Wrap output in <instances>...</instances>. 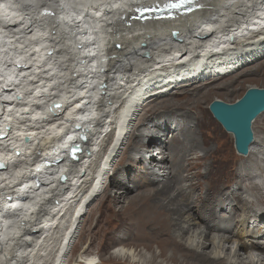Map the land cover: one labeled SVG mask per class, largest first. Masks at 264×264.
<instances>
[{
    "label": "bare ground",
    "instance_id": "obj_1",
    "mask_svg": "<svg viewBox=\"0 0 264 264\" xmlns=\"http://www.w3.org/2000/svg\"><path fill=\"white\" fill-rule=\"evenodd\" d=\"M132 1L0 0V264H62L87 205L98 197L106 168L116 163L127 137L126 153L143 147L146 172L135 167L138 174L129 189L121 176L134 171L127 164L134 163L131 156L115 170L118 191L110 203L122 221L118 243H147L151 264H264V211H254L253 199L245 197L254 196L264 206V167L253 171L249 183L241 172L233 177L238 190L227 199L222 193L211 197L212 180L197 163L208 160L206 154L196 155L205 147L197 145V132L190 127L191 100H163L202 92L207 97L261 68L264 63L256 62L264 58V0H198L192 7L199 8L191 13L146 21L130 18L136 8L167 0ZM163 112L165 127L159 120ZM113 127L114 152L98 162L81 197L89 163ZM254 137L249 154L242 156L246 160L256 144L264 143ZM74 144L82 149L77 161L68 158ZM63 175L66 180L60 182ZM218 184V189L224 186ZM217 198L223 200L216 207ZM69 210L70 225L62 229L59 222ZM84 222L82 230L94 239L95 227ZM57 230L61 236L56 239ZM79 236L82 241L86 234ZM139 253L123 249L109 261L134 264ZM93 256L81 257L80 263L95 262Z\"/></svg>",
    "mask_w": 264,
    "mask_h": 264
},
{
    "label": "rangeland",
    "instance_id": "obj_2",
    "mask_svg": "<svg viewBox=\"0 0 264 264\" xmlns=\"http://www.w3.org/2000/svg\"><path fill=\"white\" fill-rule=\"evenodd\" d=\"M256 63H264V58L259 60ZM256 63H255V65H256ZM253 66L254 65L252 64L251 68ZM256 67H254V68H256ZM251 68H249V69H251ZM244 69H242L241 71H243ZM241 71H239L238 74ZM234 75H231V76H234ZM229 77L230 76L224 77L222 80L219 81L218 84L222 85V83H224L230 79ZM251 87L264 89V65L261 68H259L257 71H255V72H253L247 76H244L242 78L240 77L239 79L235 80L233 84L227 85L226 87L224 86V88L221 90L214 91L212 93V95H210V96L207 95V97H203L202 96L203 92H202L198 96H193L194 95L193 93H191V94L188 93L186 95H181V97L178 95L177 96L174 95V96H171L170 98L163 99L164 101L168 100L171 104H174V103L179 104L181 102L191 100L190 108H192L191 110H192L193 119L191 121L190 127L195 132H197L196 133L197 137H198L197 145L200 146L201 148H202V146L205 147V148H203V152L201 150H198V153L196 155L201 157V156L206 154L207 160H208L206 162V164H204L203 161L202 162L198 161L197 163H201V165L199 166L200 167L199 170H200L201 174L205 177V175L208 172L209 175L206 176V178L209 180H212V184H210L208 186L209 190L211 188H213V190H212L213 194L211 197H213L214 195L218 196L220 193H222L221 195H225L223 197H226V199H227L229 192L231 193L233 191L238 190V188H235L234 187L235 185H233V183H234L233 177H235V179H236V177L238 178V174H240V172H241V174L245 178V181H247V183H249V181H252L253 171L260 172V170H258L257 167H259V169H261V168L263 169V167H264V154H263L264 153V151H263L264 150V143L260 142L259 144L255 145V147L253 149V154L250 157V160L244 159L242 156L238 155L236 152L233 136L231 134H228L227 132H225V130L222 128V126L214 119V117L212 116V114L209 110L211 103L215 100H221V101L226 102V103H235L236 101L241 99L243 97V95L246 93V91ZM195 94H197V93H195ZM198 98H200L199 102L193 104V102L195 100H197ZM158 101H159V103L163 102L161 100H158ZM122 102L123 101L120 102L119 106L117 105V110L122 105ZM154 106L157 109L159 105H158V103H156V104H154ZM121 108H122V106H121ZM121 108H120V110H121ZM170 115H171V113H170ZM173 118H174V115H171V120ZM196 118L199 119L198 122L195 120ZM166 119H167V113L166 112L161 113L159 120L161 123L164 124V127L167 125V123H165ZM169 122L171 123L170 120H169ZM175 123L177 125V123H180V122L175 121ZM148 125H149V128L151 130H156L155 128L152 129V127L155 125L154 123H150ZM173 127H174V125H173ZM112 129L113 130H111V133L104 138L103 142H100L101 143L100 151L97 153L96 156L93 157L92 161L89 163V167H90L89 173H88L89 176L87 175L86 178L84 177L85 182L83 184L84 186H82V189H81V191H82L81 197L83 194H85L86 190L88 191V187H90L92 184L93 180L91 177L94 175L93 171H95V169L98 165V162L102 159L103 163H104V160L108 159L114 152V151H112L113 145H111V143H112L111 138L116 133V130H114V127ZM252 129L254 132V136L256 133L258 137L262 138V139H260L261 141L264 140V113H263V116L261 117V119L253 124ZM173 130H174V128L172 129V132L169 134V136H167V142L168 143L172 142ZM117 134H119L118 129H117ZM121 135H123V132ZM130 139H131V137H130ZM130 142H131V140H129V138L127 137L125 142H124L125 143L124 144V150H121L119 157H117L115 159L116 163L112 164L113 166H111V165L107 166L106 169H108V170L105 171L106 173L103 176V178L101 179L102 180V183L100 184L101 186L97 190L98 197H96L94 199H91L90 197L88 198V200L91 199L92 201H90L89 204L87 205V211L85 213V216H83L81 219L82 222L80 223L76 239L74 240V243H73L74 246L71 245L69 247L65 261L63 262V260H62V262H63L62 264H67L68 263L67 261L69 259H70V264H79L82 259L85 260V258H86L85 256H92V255H94L93 257H95L96 260L98 262H100L99 264H132V262L129 259L124 260L121 258L113 260L110 263L109 260L111 258H113L112 254H118L123 249L124 250H128V249L129 250H137V253H139V251L141 250V253H139L140 255L138 254V256H135L134 264L135 263L136 264H151V261H150L151 254L148 250L145 249V246L148 245L147 243H145V242L139 243L138 241H135L132 239H131V241H129L130 240L129 239L128 242L127 241L119 242V243L117 242L119 232H120L119 226L122 223V221H121V219L116 218L114 216L115 210L111 209L112 204L110 203V201H111V199H113V197L116 195V192L118 191V189L116 188V185L113 184L115 181V178L113 176H114L116 168L118 167V164H120L122 162V160L125 157H127V155H130L131 159L134 160V163L133 164L127 163L129 165V167L132 166L133 169L135 167H140L142 169V171L146 172V170L144 169L143 162H141V160H140V157H141V154H140L141 151L140 150H141V148L143 149V147L137 145L136 147H133L129 153H126L127 148H128V144ZM207 143H208V145H207ZM102 145H103V147H102ZM111 148H112V150H111ZM139 148H140V150H139ZM199 151H201V152H199ZM106 152H107V154H106V156H104ZM257 152H259V153H257ZM103 157H105V158L103 159ZM137 159L140 160V164H139ZM158 159H160V157ZM125 161H126V159H125ZM251 163L253 164V166L251 165ZM206 168H208V169H206ZM155 170H156V172H159L158 169H155ZM137 172H138V170L134 169V171H131L128 175L123 174L121 176L123 178V180L126 182V187H128L129 189H132V187L134 186L133 175L136 174ZM258 174H260V173H258ZM247 175L249 177H247ZM135 178H137V177L135 176ZM256 180H257V182H259L260 178H258V179L256 178ZM256 180H255V182H256ZM219 182H222V183L224 182V184H223L224 186H222L220 189H218V187L220 185V184H218ZM216 185H217V187H215ZM206 190H207V187H206L205 191ZM105 195H108V199H110V200L107 199L108 205L106 204V206H107L106 208L101 206ZM245 197L249 200H252V199L254 200V201L252 200V202H254V204L253 205H252V203L250 204L251 208H253L254 211H260V212L264 211V209H263L264 206H258L257 203L255 202L254 196L251 197V196L245 195ZM80 198L74 203V206L77 205V202L80 200ZM216 200L217 201L214 203V205L217 207L218 203L223 199L217 198ZM109 203H110V206H109ZM210 205L211 204H209V206ZM214 205L212 206L214 208L213 211H216ZM256 205L258 207H256ZM91 210L92 211L94 210L93 213L91 212ZM66 211H65V213L62 214L63 218L59 222L60 227L62 229L67 228L70 225L69 222H71L70 220H71V216L73 214L72 210H69L68 212H66ZM223 211H225V209L223 208V206H221L220 212L224 213ZM89 213H91V214H89ZM224 214H222V215H224ZM87 219H88V222L90 224H92L93 227H95V229H94L95 232L93 231V235H95V237L92 240L88 238L89 237V234H88L89 231L88 230H82L83 226L85 225V222L83 223V221L87 220ZM201 219H202V217H201ZM237 220H238V218H237ZM215 224H217L216 218H214V226H215ZM251 225H252V222H251ZM87 229H89V227ZM56 232L58 233L59 230H57ZM83 232H84V234H86V236H84V239L81 241V239L79 238L81 236H79V235L83 234ZM57 233L54 235V237H56V239L61 236V232L58 234ZM153 247H154L153 248L154 253L159 254L160 248L157 246H153ZM81 257H82V259H81ZM44 258H45V260H47L46 256H44ZM44 263L45 262H42L39 264H44ZM86 263L87 262H85L84 264H86Z\"/></svg>",
    "mask_w": 264,
    "mask_h": 264
},
{
    "label": "water",
    "instance_id": "obj_3",
    "mask_svg": "<svg viewBox=\"0 0 264 264\" xmlns=\"http://www.w3.org/2000/svg\"><path fill=\"white\" fill-rule=\"evenodd\" d=\"M150 13L151 12L149 11H144L140 16H132L130 19L144 20L147 19L146 14ZM172 36L174 39H178L176 32H173ZM117 48H119V46H117ZM59 107L60 105L58 103L53 105L54 109ZM209 110L225 132L233 136L237 154L246 157V155L249 154L250 146L254 142L252 124L264 113V89L256 87L249 88L243 97L235 103H226L221 100H215L211 103ZM79 127L80 125H77L76 130H79ZM80 136L82 141L86 139L85 134H80ZM0 137L3 138L4 136L1 135ZM25 142L30 143L31 139L26 137ZM81 153L82 149L80 144H74L68 152V158L71 161H77ZM58 160L60 159H57V161ZM57 161H54L52 164L55 165ZM2 168H4V164L0 162V169ZM65 180L66 176H62L60 182H65Z\"/></svg>",
    "mask_w": 264,
    "mask_h": 264
},
{
    "label": "snow or ice",
    "instance_id": "obj_4",
    "mask_svg": "<svg viewBox=\"0 0 264 264\" xmlns=\"http://www.w3.org/2000/svg\"><path fill=\"white\" fill-rule=\"evenodd\" d=\"M170 7H182V4L179 3H169Z\"/></svg>",
    "mask_w": 264,
    "mask_h": 264
},
{
    "label": "clouds",
    "instance_id": "obj_5",
    "mask_svg": "<svg viewBox=\"0 0 264 264\" xmlns=\"http://www.w3.org/2000/svg\"><path fill=\"white\" fill-rule=\"evenodd\" d=\"M102 147H103V145H102ZM98 152H99V151H98ZM98 152H97V153H98ZM97 153H96V154H97ZM105 160H106V159H105ZM105 160H104V161H105ZM55 165H56V164H55ZM63 176H64V175H63ZM61 177H62V176H61ZM60 179H61V178H60ZM59 181H60V180H59ZM98 186H99V184H98ZM97 190H98V189H97Z\"/></svg>",
    "mask_w": 264,
    "mask_h": 264
}]
</instances>
